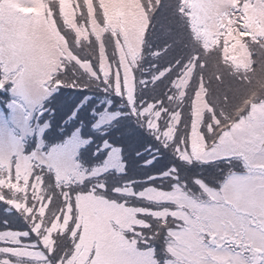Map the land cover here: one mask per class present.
Returning a JSON list of instances; mask_svg holds the SVG:
<instances>
[{
    "label": "trees",
    "instance_id": "obj_1",
    "mask_svg": "<svg viewBox=\"0 0 264 264\" xmlns=\"http://www.w3.org/2000/svg\"><path fill=\"white\" fill-rule=\"evenodd\" d=\"M140 1L147 24L139 50L131 54L119 30L104 26L99 35L88 28L86 36L77 37L64 22L59 0H44L52 4L57 30L65 37L72 56L60 58L59 67L45 82L48 95L31 113L25 112L30 133L22 136L15 129L14 133L22 150L30 153L36 148L47 152L77 132L84 144L75 162L86 176L81 181L70 178L65 182L57 180L51 168L33 163L32 174L40 179L38 190L32 185V176L22 180L0 166V257H5V248L26 247L45 254L42 264L67 261L79 233L78 227L72 233L76 197L92 194L134 210L143 223L132 225L123 235L135 248L150 250L159 259L167 250V230L177 221L161 212L174 205L147 199L140 194L143 190L177 188L201 194L198 181L218 188L231 168L240 173L259 170L249 169L240 156L185 161L182 153L189 144L192 100L199 89L206 108L198 129L208 145L229 123L245 116L248 104L264 100V36L243 32L240 41L248 52L249 64L241 67L223 53L228 46L224 40L227 28L219 24L218 34L208 35L191 13V0ZM246 1L252 0H237V6ZM96 12L103 21L104 16ZM83 13L88 25L84 7ZM224 13L237 22L239 14L233 9ZM118 45L136 81L130 100L113 86L115 66L120 71ZM100 46L108 60L107 71L98 64ZM13 76L0 58L3 115L8 114L10 103L21 104L11 91ZM248 92L252 96L246 104ZM109 113L114 117L98 125L100 117ZM113 149L119 150L120 167L94 173ZM5 234H14L16 242Z\"/></svg>",
    "mask_w": 264,
    "mask_h": 264
},
{
    "label": "rangeland",
    "instance_id": "obj_2",
    "mask_svg": "<svg viewBox=\"0 0 264 264\" xmlns=\"http://www.w3.org/2000/svg\"><path fill=\"white\" fill-rule=\"evenodd\" d=\"M82 3L59 0L64 22L74 29L77 37L86 36L88 28L100 35L102 27L109 26L120 31L129 53L139 50L147 24L140 0H83ZM51 5L44 0H0V58L6 70L14 74L11 91L21 99V104H9L7 115L0 110V166L9 174L21 176L22 180L32 176V185L38 190L40 179L32 174L33 163L51 168L57 180L65 182L70 178L81 181L86 176L75 162L77 151L84 144L77 132L47 152L36 148L30 153L22 150L21 141L14 133V129L22 136L30 133L25 112L31 113L48 95L45 82L50 72L59 67L60 58L72 56L65 37L57 30ZM83 7L89 18L88 25ZM190 9L208 35L218 34L219 24L227 28L224 40L228 46L223 53L237 65L247 67L249 55L240 40L246 31L264 36L263 0L246 1L239 6L237 0H191ZM230 9L239 14L236 23L224 13ZM96 11L104 16L103 21ZM98 49V64L107 71L106 53L101 46ZM117 51L120 71L115 66L113 86L130 100L136 81L119 45ZM251 96L252 92L245 95L246 104ZM248 105L245 116L229 123L219 138L208 145L198 129L206 108L204 95L199 89L193 96V125L188 147L182 153L185 161L191 158L209 161L235 155L249 169L258 168L262 172L256 169L240 173L231 168L218 188L198 181L201 194H189L177 188L143 190L140 194L147 199L174 205L161 212L162 216L169 214L177 221L167 230V250L159 259L150 250L135 248L123 235L132 225L143 223L135 217L134 210L92 194H79L72 229L73 233L79 228L78 238L72 241L70 258L58 264H249L264 256V100ZM113 117L110 113L103 114L97 124ZM107 155L94 173L120 167L118 149ZM67 214L69 211L64 222L69 218ZM5 237L16 242L14 234H5ZM4 253L0 264H42L41 260L45 259L42 251L26 247L5 248Z\"/></svg>",
    "mask_w": 264,
    "mask_h": 264
},
{
    "label": "flooded vegetation",
    "instance_id": "obj_3",
    "mask_svg": "<svg viewBox=\"0 0 264 264\" xmlns=\"http://www.w3.org/2000/svg\"><path fill=\"white\" fill-rule=\"evenodd\" d=\"M249 264H264V256L259 257V259L255 261V263L250 262Z\"/></svg>",
    "mask_w": 264,
    "mask_h": 264
}]
</instances>
